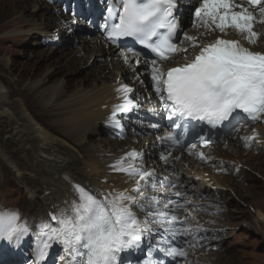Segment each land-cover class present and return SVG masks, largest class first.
Segmentation results:
<instances>
[{"label": "bare ground", "instance_id": "obj_1", "mask_svg": "<svg viewBox=\"0 0 264 264\" xmlns=\"http://www.w3.org/2000/svg\"><path fill=\"white\" fill-rule=\"evenodd\" d=\"M40 1H35L34 7L40 6ZM91 1L93 0H89V3ZM99 1L106 2V0ZM63 2L65 6H70L67 0ZM43 6L49 12L48 19L32 23L33 26L29 29L32 34L51 36L57 43L62 42V37L68 39L73 36L71 31L78 30L77 27L75 28L78 20L75 15L59 13L56 4L45 2ZM195 6H198L196 0H177V17L181 30L180 48L187 49V52L181 51L169 61L158 63L164 70L173 64L187 62L186 58L187 60L194 58L199 52V47L193 48L191 43L185 40V35L197 37V42L201 46L214 41L218 36L223 39H235L254 52L264 53V24L255 25L254 31L259 36L255 44H248L243 35L237 34L232 29H228L227 34L224 35L218 30L209 32L207 29L195 26L197 23L193 15ZM95 11L97 7L93 5L90 12L80 13V16L83 18L86 16L91 20L97 14L94 13ZM78 25L81 26L82 23L79 22ZM79 29L84 34L73 36V39H77L76 46L71 47L65 55L56 57L60 65L72 64L78 60L79 66L94 63L99 58L100 63L90 65L95 71L93 72L95 77L89 84L83 83L66 95L67 87L62 81L57 80L51 89H41L46 80L36 79L25 86L32 100L28 107L18 96L19 91L7 87L0 79V158L5 165L0 162V185L7 176L5 171H8L9 175L12 172L28 197L27 200L23 197L16 201L12 200L8 211L15 212V209H19L20 221L27 222L32 229H36L35 226L41 221L51 222L50 214L58 213L61 209L71 211L72 201L79 202L73 188L76 184L90 190L97 198H102L113 190L127 191L139 198L140 193H133L132 189L140 178L114 171L111 167L120 157L133 151L139 154L135 160L136 166L145 172L154 173V176L147 181H140L141 191L148 197L156 196L162 202L161 207L169 199L184 204L190 181L195 184V191L205 193L210 202L221 203L220 207H228L229 204L241 200L237 192L243 197L248 194L237 181L240 175L245 174V168L232 178L228 176L222 178L213 171L223 167L221 163L234 159L225 156L224 153L235 154L236 150H241L247 154L248 151L242 149L241 137L256 133L254 137V142H257L256 147L264 146V122H257L260 124L256 126H250L249 122L243 124L244 126L239 127L240 129L230 137H222L221 142L201 150L207 152L208 158L213 157L209 164L197 161L193 156L187 155L178 144L162 139L171 132L163 120L160 103L151 90L152 64L138 57L132 58V55L127 53L130 60L125 64L121 56V53H125L124 50L105 41L98 28H89L87 31ZM24 30L16 29L9 33L14 34ZM65 38L62 45L67 41ZM84 43L89 44L92 51L87 58L82 59L80 53L85 46ZM59 45L52 47L44 57L54 56L56 53L54 50L59 48ZM120 85L132 89L128 95L136 106L118 117L121 127L117 128L109 122V117L113 105L122 102V95L115 91ZM100 134L111 136L97 139ZM129 162L126 159L124 164L127 165ZM238 162L243 163L244 159ZM153 183L155 188L152 187ZM173 184L176 185L175 188H172ZM214 186L215 188L212 189ZM175 192L182 193V197H176ZM150 202V199L140 200L143 205ZM0 207V210H5L4 204H0ZM185 209L175 212L178 220H185L183 215ZM132 210L141 221L147 217V212L139 207L133 206ZM251 213V221H244L240 225L244 230L253 231L264 239V211L255 207ZM224 216L236 218L237 214H234L233 209H228L227 213L222 212L213 217L199 216L192 222L200 221L210 225V220L216 222ZM52 223L56 226L54 222ZM217 226L226 230L223 225ZM149 228L152 236L149 243L156 246L157 241L161 239L156 232L162 229L151 222ZM35 232L32 230L30 236H23L19 242L13 239L9 244V250L21 253V246L28 240L35 249L37 243ZM4 241L6 240L0 239V251ZM50 251L51 249L49 253ZM192 256H194L193 263L189 264L204 262L220 264L224 259L218 251L208 253L196 251ZM123 259L126 262L130 260L126 256Z\"/></svg>", "mask_w": 264, "mask_h": 264}, {"label": "snow or ice", "instance_id": "obj_2", "mask_svg": "<svg viewBox=\"0 0 264 264\" xmlns=\"http://www.w3.org/2000/svg\"><path fill=\"white\" fill-rule=\"evenodd\" d=\"M196 3L198 6L193 12L195 26L209 32L218 30L224 35L232 29L243 35L248 44L256 43L259 34L254 27L257 23L264 24V0H196ZM175 8V0H111L107 11L113 19L110 25L103 26L104 31L113 42L122 37H133L150 48L159 60H170L175 53L187 52L172 42L180 28L174 16ZM185 40L193 48L199 47L194 58H186L187 62L166 71L156 60L151 62L153 88L159 99L171 109L168 118L177 128L188 120L215 128L239 113L252 120L264 116V53L254 52L238 40L220 36L202 46L195 36L185 35ZM138 55L132 51V58ZM121 56L125 64L129 63V55L121 53ZM136 63H139L138 59ZM115 91L122 95V102L113 105L109 122L120 128L118 117L136 105L128 95L131 88L120 85ZM162 139L176 144L182 142L179 133H167ZM200 139L203 145L210 143L205 137ZM195 148V144L190 145V149ZM198 155L207 162L203 152ZM138 156L134 151L126 153L111 167L114 171L140 178L132 189L133 193L139 192L140 197L113 190L103 198H97L90 190L73 185L79 202L72 201L71 211L61 209L50 214L51 222L41 221L35 226L37 243L33 264H45L49 250L55 244L62 247L59 264H118L119 254L138 246L144 233L151 230L149 222L162 229L156 232L161 237L156 244L159 250L172 257L186 256V249L172 246L169 240V237L174 240L177 235L188 231L177 227L185 221L178 220L175 215L177 210L185 208V204L169 199L161 207L162 202L156 196L148 197L141 191L140 181H147L154 173L136 166ZM126 159L130 161L127 165L124 164ZM152 187L155 188V183ZM175 187L173 184L172 188ZM174 195L182 197L180 192ZM143 199L151 202L143 205L140 203ZM133 206L147 212L144 221L137 217ZM31 232V226L21 222L17 213L0 210V239L19 242Z\"/></svg>", "mask_w": 264, "mask_h": 264}, {"label": "rangeland", "instance_id": "obj_3", "mask_svg": "<svg viewBox=\"0 0 264 264\" xmlns=\"http://www.w3.org/2000/svg\"><path fill=\"white\" fill-rule=\"evenodd\" d=\"M35 1L37 0H0V79L7 87L19 91L18 96L25 101L28 107L31 105L32 100L31 94L25 89L27 83L42 78L46 81L40 88L51 89L57 80L62 81L67 87L66 95H68L83 83L89 84L95 77V73H93L95 71L90 68V65L94 66L96 63H100L99 58H97L94 63L82 66H79L78 60L72 64L60 65L57 57L65 55L71 50V47L76 46L77 39H73V36L84 34L79 28L87 31L89 29L87 22L90 20L86 16L83 19L82 16L77 14L72 1L68 3L70 6H65L63 1L41 0L40 6L34 7ZM80 1L86 3L87 0ZM45 2L51 3V5L56 4V9L64 15H73L76 12L75 16L78 20L75 28L77 27L78 30L75 29L70 32L73 36L68 37V39L62 37V42L56 43L51 36H42L38 33L32 34L29 31L33 26L32 23L47 21L49 12L44 9ZM71 6L74 11H72ZM79 22L82 23L81 26L78 25ZM16 29L25 30L14 34L9 33ZM64 38L67 41L62 45ZM57 44H60V47L54 48L55 55L44 57ZM84 45L80 53L81 57L83 56L82 59L87 58L92 51L89 44L84 43ZM109 136L111 135L100 134L96 138L101 139ZM259 148L261 150L255 149L257 152H252V150L248 151L247 154H244L241 150H236L237 154L224 153L229 158H238L240 161L244 159L242 165H244L246 172L237 181L238 185H242L245 189L244 192L248 194L243 197L237 192L236 194L241 196V200L228 205L227 211L233 209L234 214H237L236 218L224 216L216 220L219 223L217 225H223L226 228L221 249L217 250L224 258L220 264H264V239L253 231L244 230L240 225L244 221H251V210L253 208L259 207L264 211V149L263 146ZM1 163L4 165L3 162ZM5 172L7 176H5L4 183L0 185V204H4L5 210L8 211L12 200L16 201L20 197L27 200L28 197L14 173L11 172L9 175L8 171ZM220 175L222 178L233 177L230 174ZM23 204L21 205L23 206Z\"/></svg>", "mask_w": 264, "mask_h": 264}]
</instances>
